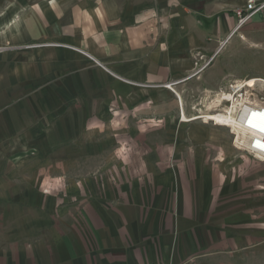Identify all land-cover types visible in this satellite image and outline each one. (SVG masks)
I'll list each match as a JSON object with an SVG mask.
<instances>
[{"label":"crops","instance_id":"crops-1","mask_svg":"<svg viewBox=\"0 0 264 264\" xmlns=\"http://www.w3.org/2000/svg\"><path fill=\"white\" fill-rule=\"evenodd\" d=\"M245 1L0 0V264H264V160L183 121Z\"/></svg>","mask_w":264,"mask_h":264},{"label":"built area","instance_id":"built-area-1","mask_svg":"<svg viewBox=\"0 0 264 264\" xmlns=\"http://www.w3.org/2000/svg\"><path fill=\"white\" fill-rule=\"evenodd\" d=\"M264 11V0H246L243 6H237L233 12L237 22L235 31L251 20L256 14ZM35 45V44H33ZM40 45V44H36ZM29 47V46H26ZM5 49V47H0ZM212 58L203 62L198 71L206 68ZM252 80V83H249ZM179 100V119H182V105L180 95L173 89V83L166 84ZM213 96L218 98L219 106L214 107L211 112L223 109L226 112L227 124L217 123L214 119L203 114L201 110L187 116V119L211 122L212 124L224 125L233 132V143L235 148L243 150L254 158L264 160V77L252 76L248 78H231L218 86L213 91ZM196 117V118H195ZM185 121V120H183ZM236 129L245 131L244 139L236 140ZM148 264V263H139Z\"/></svg>","mask_w":264,"mask_h":264},{"label":"rangeland","instance_id":"rangeland-1","mask_svg":"<svg viewBox=\"0 0 264 264\" xmlns=\"http://www.w3.org/2000/svg\"><path fill=\"white\" fill-rule=\"evenodd\" d=\"M45 1L51 2L52 0H45ZM13 8H15V12L18 11L16 9L18 8V5L13 6ZM244 28L249 29L251 34V36L246 37L244 46L237 45L234 42V38L240 39V37L238 36L239 31H237L236 36L218 54L215 61L221 64L225 63L226 66H228V69H230V71L233 72L236 76H243L245 78L252 76L264 77V11L259 16L253 17L251 20H249L246 24H244L238 29L240 30ZM32 44H26V45L29 46ZM0 47L6 48L8 47V45L7 46L0 45ZM197 95H194L193 97L197 101L187 100L185 102V107H187L188 109H191L192 107L194 109L199 108V110L203 111V109H205V106L210 101L217 98L213 95H204L201 98H196ZM200 100L202 102H200ZM219 105H220L219 102L216 101L214 104H212V110L214 107H217ZM226 127L227 126L224 127V125H222V129L226 130L227 134H230V136L233 137L234 135L233 132H231L228 127L227 128ZM244 137H245L244 135L241 137L242 140L244 139Z\"/></svg>","mask_w":264,"mask_h":264},{"label":"bare ground","instance_id":"bare-ground-1","mask_svg":"<svg viewBox=\"0 0 264 264\" xmlns=\"http://www.w3.org/2000/svg\"><path fill=\"white\" fill-rule=\"evenodd\" d=\"M249 83H252V80H249ZM216 101H218V98L213 99L208 104L206 103L207 105L205 106V109H203L202 112H203V114L208 115L209 118L214 119L217 123L227 124L228 123V120L226 118V112L223 109H220L219 111H215V112H210L212 110V104H214ZM185 116H183V118H184L185 121L190 120V119H186ZM263 131H264V127H263ZM235 132H236V136H235L236 140H240V138L243 135L245 136V131L244 130L236 129Z\"/></svg>","mask_w":264,"mask_h":264}]
</instances>
